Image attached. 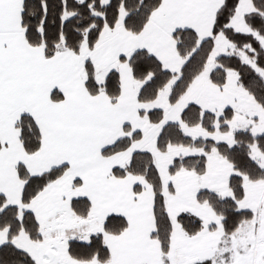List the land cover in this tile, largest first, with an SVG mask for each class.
Returning a JSON list of instances; mask_svg holds the SVG:
<instances>
[{
	"label": "crops",
	"instance_id": "crops-1",
	"mask_svg": "<svg viewBox=\"0 0 264 264\" xmlns=\"http://www.w3.org/2000/svg\"><path fill=\"white\" fill-rule=\"evenodd\" d=\"M22 2L23 0H0V141L1 135L8 130L12 133V142L14 143L13 146L12 142L5 145L1 143L0 194L6 197L8 205L16 206L20 212H32L37 220L33 205L43 191L29 204H21L24 182L18 176V165L23 164L29 176L33 177L40 176L61 165H67L68 168L64 175L45 189L59 183L67 172H73L75 180H77V184L73 183L74 187L83 189L84 197L90 203L91 210L88 217L96 215L102 224L110 215H119L127 222L128 227L125 231L131 233L139 246L141 237L150 241L155 225L151 189L148 186H141L142 190L135 194L134 185L138 183L140 185L139 179L141 178L131 175L116 178L112 174L115 167L130 160L131 155L136 151L130 148L136 142L132 143L127 150L113 156L103 157L101 155L102 149L112 145L125 135L124 126L130 130L128 133L133 132L137 127L132 124L139 117L144 118L138 114L141 110L136 106V97L143 82L134 80L128 64L118 60L121 56L129 57L137 50H144L154 56L164 69L178 72L184 61L176 53L173 33L179 29H190L195 32L199 41L209 39L213 34L216 13L224 0H161L149 22L137 35H132L123 28L125 15L124 18L120 15V9L116 25L113 28L104 27L93 49L87 47L89 60L95 68V77L98 68L107 70L111 64L121 63V71H117L120 94L115 103H111L104 92H100L96 96H90L87 93L80 75L64 48L62 51L58 50L54 57L46 59L41 48L31 47L26 43L20 25ZM253 11L251 0H239L235 13L229 21V27L236 32L253 35L252 30L245 23V16ZM106 29H109V32L104 39H101ZM261 47L264 49L263 46ZM237 52L240 51L236 50L235 46L222 33L216 34L214 46L204 71L192 81L186 92L172 105L175 107L174 109L179 107L178 111L174 112L170 119H166L163 112L161 122L154 125L180 123L181 113L188 105L195 104L203 112H210L219 117L226 108H230L234 115L229 123L239 118L241 124H259L263 128L264 111L239 86L238 76L235 72L227 73L226 83L222 87L210 82L209 74L215 67L216 58L222 55H237ZM210 63L212 65L209 67ZM177 80V77L172 79L159 92L157 98L165 91L169 98L171 89ZM133 81L137 84H134ZM53 91L61 94L60 101L52 100ZM59 111L62 113H58ZM22 113H29L32 116L41 135L40 149L32 155H26L24 152L18 132L16 133L14 127ZM12 117L13 119H11ZM180 127L186 136L194 139H201V137H194L196 136L194 135L195 131L201 132L204 136L209 134L200 126L188 127L180 124ZM161 129L160 127L153 135L157 137ZM252 134L256 135L257 133ZM9 144H11L10 147ZM227 145L233 144L231 142ZM203 154L205 153L203 152ZM205 156L206 172L203 175L180 170L171 176L173 178L181 176L185 181H194L196 176L203 181L206 180L209 170L207 154ZM228 167L230 176L234 171L231 165ZM242 178L244 185L246 177ZM209 179L212 180L211 177ZM213 183V188H216V180ZM258 183L259 181H255L253 185ZM170 186H172L173 192H169L176 195L177 187ZM262 190L264 194V189ZM211 192L216 193L217 191ZM227 193H229L227 197L232 196L230 189ZM216 194L218 195V193ZM243 198H245V192ZM243 200L237 203L238 210H241L239 205ZM203 204L195 208L194 213L191 214L201 221L203 226L201 231L205 230V226L199 211L212 218L210 221L215 219L222 229L221 218L205 210ZM170 223L172 227L171 245L174 233L171 219ZM210 226H215V228L212 230ZM219 226L217 223H210L206 226L209 233L205 235L204 243L209 238L217 244L218 241L212 237V233L219 229ZM22 234L20 233L19 236ZM19 236L12 240L17 248H21L16 243ZM5 242L6 231H0V246ZM148 245H150L147 247L150 251H147L146 255L140 253L138 257L141 264H160L158 243L152 239ZM139 246L136 245V248H140L139 251H141L143 248ZM186 251L184 249L183 256L179 257L182 261L186 258ZM29 255L32 254L29 253ZM33 260L35 261L34 257Z\"/></svg>",
	"mask_w": 264,
	"mask_h": 264
},
{
	"label": "trees",
	"instance_id": "trees-1",
	"mask_svg": "<svg viewBox=\"0 0 264 264\" xmlns=\"http://www.w3.org/2000/svg\"><path fill=\"white\" fill-rule=\"evenodd\" d=\"M102 0H23L20 14V25L26 43L31 47L42 48L46 59L55 56L60 47L66 51L78 54L83 42L89 49H93L104 27L113 28L118 20L120 9L125 11L123 28L132 35L139 34L149 22L152 13L159 7L161 0H110L102 5ZM239 0H224L216 13L213 34L209 39L199 41L195 32L190 29L176 30L172 37L176 43V53L183 65L178 72L163 68L162 64L144 50H137L129 57L121 56L119 62H126L131 70L132 78L143 82L136 100L139 103L153 102L159 92L174 78H178L171 89L169 103L174 105L186 92L192 81L205 68L214 46V37L222 33L238 51L254 60L258 70L264 72V50L251 34L234 31L229 27V21L235 13ZM254 11L245 16V23L257 35L264 38V0H251ZM83 85L90 96L100 92L115 103L120 94L119 75L111 70L103 84H98L95 77V68L90 60L84 64ZM233 71L238 76L239 86L248 93L253 100L264 110V79L252 67L244 63L237 55H222L216 58L215 67L209 74L210 82L218 87L225 85L227 73ZM53 101H60L59 92L51 94ZM140 116H147L151 124H158L163 118L161 110L150 112L139 111ZM233 111L226 108L223 114L216 118L213 113L203 112L197 105L190 104L180 115V123L171 122L162 127L156 138V148L165 153L170 146H181L192 149H201L205 154L215 148L231 166L234 174L228 179L231 197H220L216 193L201 190L196 195L199 204L206 203L215 215L221 218L223 236L228 238L245 221H251L253 213L249 210H238L237 203L244 197L243 176L250 181H264V168L260 167L250 157V147L255 145L264 155V133L252 134L249 131L233 133V145L215 143L209 139L191 138L186 136L180 127L200 126L208 133H214L215 122L217 130L222 133L229 131L228 123L233 118ZM19 140L26 155L39 151L41 135L32 116L22 113L14 125ZM124 126L125 135L110 146L102 149L103 157H110L127 150L132 143L142 138L140 131L128 133ZM128 133V134H127ZM2 148L0 141V150ZM205 154L177 158L169 167V174L174 175L180 170L192 171L197 175L206 172ZM67 165L53 168L40 176H29L23 164L17 167V173L24 182L21 204H29L45 187L61 178L67 170ZM112 174L116 178L127 175L141 178L151 189L153 194L154 231L151 238L158 243L160 264H170L167 258L172 227L166 211L162 194L161 179L154 164L153 157L145 151H135L130 160L121 167H115ZM74 184H77L75 180ZM137 194L140 186L133 189ZM169 191L173 192L172 186ZM72 213L80 218H87L91 210L90 203L85 197L72 199L69 203ZM178 223L185 234L197 235L203 226L201 221L189 214L181 213ZM104 234L117 236L123 233L128 225L119 215H110L101 224ZM215 226H210L214 229ZM6 231V242L0 246V264H35L33 258L23 250L18 249L12 240L24 233L34 242L42 240L40 226L34 214L22 211L8 205L6 197L0 194V231ZM67 254L77 261H95L106 263L110 260V251L104 243L102 234L92 235L87 242L70 239L67 242ZM199 264H211L209 260Z\"/></svg>",
	"mask_w": 264,
	"mask_h": 264
},
{
	"label": "rangeland",
	"instance_id": "rangeland-1",
	"mask_svg": "<svg viewBox=\"0 0 264 264\" xmlns=\"http://www.w3.org/2000/svg\"><path fill=\"white\" fill-rule=\"evenodd\" d=\"M109 1L110 0H102L101 3L102 5H107ZM120 12V15L124 18L126 14L125 11L121 9ZM108 30L109 29H106L103 32L101 39L105 38L107 32H109ZM252 33L259 44L264 47V38L257 35L254 31H252ZM62 50H64L63 47H60L59 51ZM66 52L70 56L83 82L85 75L84 64L89 60L86 42L82 43L78 54L69 51ZM237 55L244 63L252 68L254 67L253 69L264 79V72L256 68L253 59H250L244 51L237 52ZM211 65L212 63L209 64V67ZM121 66V63L115 62L111 64L110 68L107 70L98 68L96 71L97 82L102 84L109 71L116 70L119 72L121 71ZM133 82L137 84L135 81ZM136 104L139 110L145 112L161 110L164 112L166 119H170L171 115L179 109V107L174 109L175 107L169 103L166 91L153 103L141 104L136 100ZM60 112L62 113V111L58 113ZM218 117L219 116H216V118ZM11 119H13V117ZM132 125L137 127V129L134 128V130L140 131L143 137L139 142L136 141L130 149L132 150L133 148V150L135 149L136 151L141 150L150 153L153 157L156 169L160 173L165 206L174 227L173 239L167 257L170 264H199L209 259L211 264H264V194L262 192V189H264V181H259V183L254 186L253 181L244 178L243 187L245 198H243L244 200L239 205V209L250 210L253 213V218L251 221L242 223V225L228 238L223 236V229L220 228L219 223L216 222L215 219L210 221L212 218L201 211H199V214L202 215H200V217L203 219L205 230L197 235L189 236L181 229L178 223V216L181 213H194L195 208L200 205L196 201V194L201 190H216V193H218L220 197H227V194L229 195V193H227L229 192V163L218 154L215 148H213L211 152L207 154V167L209 171L206 180L203 181L197 176L194 181H185L181 176L173 178L168 170L175 159L198 155L200 153L203 154V150L170 146L165 153L159 152L156 148L157 137L153 134L160 127L162 128L165 123L154 125L149 122L147 116H144V118L139 117ZM214 126L216 128L214 133H209L204 136L201 132L195 131L194 135L196 136L194 137L210 139L215 143L227 144L232 142L233 144V133L236 131L248 130L251 133H264V127L262 128L259 124H241L239 118L229 123V131L227 133H222L217 130V121ZM3 134L4 136H2ZM3 134L1 135V143L3 145L11 143L12 133L6 130ZM13 145L14 143L12 142V146ZM10 146L11 144H9V147ZM250 152L251 158L256 163H259V166L264 168V155L259 152L255 145L251 146ZM125 164H127V162L119 167ZM210 177L212 180L209 179ZM74 180L75 176L73 172H67L59 183L47 189H45L46 187L43 189V193L37 197L33 205L40 226L42 240L39 242L31 241L27 235L23 233L16 239L17 246L21 247L18 249L32 254L31 256L32 258L34 257L35 264H141L138 257L140 253L146 255L147 251H150L147 247L150 246L148 243L150 241L152 242V238L149 239L150 241H146L141 237L140 246L143 249L139 251L140 248H136V245L138 247L139 244L134 241L129 231H125L117 236L104 234L101 222L96 215H91L85 219L75 216L69 207V203L72 199L84 197V191L81 188L74 187ZM215 180L217 187L213 188V181ZM139 182H141L140 185L138 183L135 184L134 187L140 186L142 190L141 186H148L142 179H139ZM170 185H175L177 187L176 195H172L169 192ZM203 206L205 210L210 211L211 214L214 215L206 203L203 204ZM210 223H217L219 226V229L212 233V237L218 241V245L215 244L214 241L212 242L211 239L209 240V238H207L206 243L203 242L205 235L209 233L206 226ZM97 234H102L104 236V243L110 251V260L108 262L97 263L95 261H77L69 257L67 254L68 240L77 239L87 242L90 236ZM184 249L187 250L186 258L182 261L179 257L183 256ZM48 250L54 255L52 260H49L47 257Z\"/></svg>",
	"mask_w": 264,
	"mask_h": 264
},
{
	"label": "water",
	"instance_id": "water-1",
	"mask_svg": "<svg viewBox=\"0 0 264 264\" xmlns=\"http://www.w3.org/2000/svg\"><path fill=\"white\" fill-rule=\"evenodd\" d=\"M47 257L49 260H52V258L54 257L53 253L50 250L47 251Z\"/></svg>",
	"mask_w": 264,
	"mask_h": 264
}]
</instances>
